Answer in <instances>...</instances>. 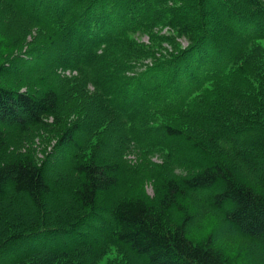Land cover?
<instances>
[{"label":"trees","instance_id":"1","mask_svg":"<svg viewBox=\"0 0 264 264\" xmlns=\"http://www.w3.org/2000/svg\"><path fill=\"white\" fill-rule=\"evenodd\" d=\"M6 1L45 37L31 63L21 61L40 73L35 85L0 83V264H99L108 247L141 264H231L213 235L190 236L195 215L186 199L219 215L264 262V128L214 117L209 129L199 123L205 138L156 124L188 116L191 97L207 83L224 84L227 72L249 74L239 61L259 36L254 31L264 33V0H193L184 14L167 7L171 0ZM165 28L187 47L144 63L151 48L134 35ZM257 102L261 112L264 92ZM75 103L85 115L59 143L73 157L69 177L30 156L3 157L31 128L60 125L64 106ZM86 150L87 160L77 157ZM152 150L166 155L164 171L177 167L182 175L164 178L156 201L122 198L133 174L124 154ZM175 212L180 218L169 223Z\"/></svg>","mask_w":264,"mask_h":264},{"label":"rangeland","instance_id":"2","mask_svg":"<svg viewBox=\"0 0 264 264\" xmlns=\"http://www.w3.org/2000/svg\"><path fill=\"white\" fill-rule=\"evenodd\" d=\"M193 2V0H171L166 5L172 8H182V11L178 9L180 12L178 13L184 14L187 8L193 7L191 6L194 4ZM204 10H206L207 15L213 13L208 5L204 6ZM213 14L215 15H212L213 24L221 28L223 19L217 15V12ZM244 23L242 25L245 26ZM254 32L259 36L247 42L245 54L239 61V64L244 65L245 69L249 71L248 75H242L241 72L237 71L227 72V80L221 86L207 83L201 92L191 97L192 110L188 116L161 117L156 123L157 126H171L191 135L205 138L206 131L199 127L201 126L199 123L200 121L203 122L206 129H209V124L214 120V117L245 121L254 130L259 129L256 128L255 124L264 128V110L259 112L262 105H258L257 102V100L260 101V96L264 92V33L256 30ZM163 34L171 37L170 41L153 38L154 36L159 38ZM44 37V30L13 11L12 6H9L6 0H0V71L8 62L12 66L11 68L7 67V74L0 75V83L22 90L35 85L40 73L31 71L33 64H26L23 67L21 61L26 60L31 63L29 58L41 46ZM133 38L140 43H146L151 48L152 53L144 63L168 61L188 45V40L185 37L179 33H171L167 28L153 32H140ZM61 55L64 56V53ZM188 55H193V52ZM58 56L60 57V55L55 54L53 58ZM185 57L184 63L189 61V57ZM171 66L174 68L175 64ZM55 68L56 70L59 69L58 73L60 74L70 75L69 72L64 73L60 68ZM64 107L60 125L50 124L46 128H31L26 134L20 135L13 141L12 146L3 152V157L10 160L30 156L38 164L47 167L56 175L69 177L70 163L73 157L66 147L59 144L60 138L73 121L83 118L85 114L76 103L75 106ZM95 143L96 140L94 139L91 144ZM90 153V150H86L85 152H76V155L80 159L86 158L85 160H87ZM124 155L123 158L130 164L133 174L121 193L122 198L143 197L150 201H156L161 196L160 184L163 179L172 175H182L181 169L177 167H171L169 172L161 168L162 164L166 162V155L163 152L154 150L135 151ZM185 201L193 208L195 215L189 226L190 236L194 240H202L211 234L231 264H264L261 259L256 258V255L253 256L243 242L228 230L219 215L205 210L197 200L186 199ZM172 218L169 223L177 221L180 214L175 212L172 214ZM99 264L141 263L133 257L119 252L114 247H108L105 254L100 258Z\"/></svg>","mask_w":264,"mask_h":264}]
</instances>
